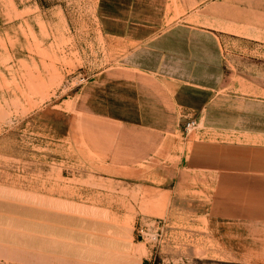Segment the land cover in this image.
I'll return each mask as SVG.
<instances>
[{
  "label": "crops",
  "instance_id": "crops-1",
  "mask_svg": "<svg viewBox=\"0 0 264 264\" xmlns=\"http://www.w3.org/2000/svg\"><path fill=\"white\" fill-rule=\"evenodd\" d=\"M103 1L115 11L104 23L111 36L132 44L84 86L76 105L83 139L109 169L161 164L167 213L205 218L225 261L264 263V95L231 88L224 48L238 42L264 57V0ZM191 120L199 125L186 133ZM14 198L0 194V260L150 259L140 213L69 197Z\"/></svg>",
  "mask_w": 264,
  "mask_h": 264
},
{
  "label": "rangeland",
  "instance_id": "rangeland-1",
  "mask_svg": "<svg viewBox=\"0 0 264 264\" xmlns=\"http://www.w3.org/2000/svg\"><path fill=\"white\" fill-rule=\"evenodd\" d=\"M114 12L103 0H0V194L69 197L140 213L147 223L141 238L152 245L147 264H264L225 261L205 218L167 213L164 186L156 184L167 172L161 164L109 169L83 139L76 105L84 86L132 44L107 30ZM224 48L231 88L264 95L259 50L238 42Z\"/></svg>",
  "mask_w": 264,
  "mask_h": 264
},
{
  "label": "built area",
  "instance_id": "built-area-1",
  "mask_svg": "<svg viewBox=\"0 0 264 264\" xmlns=\"http://www.w3.org/2000/svg\"><path fill=\"white\" fill-rule=\"evenodd\" d=\"M199 123L196 120H191L186 123L185 125V132L190 133L192 132L195 128H197Z\"/></svg>",
  "mask_w": 264,
  "mask_h": 264
}]
</instances>
